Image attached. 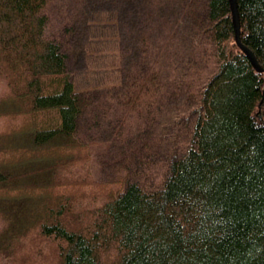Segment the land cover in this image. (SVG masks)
<instances>
[{"label":"trees","instance_id":"obj_1","mask_svg":"<svg viewBox=\"0 0 264 264\" xmlns=\"http://www.w3.org/2000/svg\"><path fill=\"white\" fill-rule=\"evenodd\" d=\"M50 1L0 0V264H264V72L235 42L229 0H187L179 50L143 27L135 72L106 87L104 109L167 116L172 142L163 128L131 146L122 117L107 145L124 149V175L109 179L78 135L100 88L77 89L45 35ZM236 9L264 71V0Z\"/></svg>","mask_w":264,"mask_h":264},{"label":"rangeland","instance_id":"obj_2","mask_svg":"<svg viewBox=\"0 0 264 264\" xmlns=\"http://www.w3.org/2000/svg\"><path fill=\"white\" fill-rule=\"evenodd\" d=\"M186 2L188 1L51 0L44 8V13L48 16L45 35L62 41L68 54L67 68L76 88H100L89 92L92 104L85 109L78 127V135L82 139L95 140L92 145L91 167L97 179L124 175L122 161H119L120 154L125 155L124 149L119 148V154L114 143L107 145L114 137L115 128H120L118 120L122 117L129 122L131 128H128L133 137H137L130 140L129 145L133 146L141 138L150 140L157 135L158 130L166 128L164 133L170 132V146L174 126L167 116H162L164 124L157 123L161 120L158 117L148 125L146 118L139 123L134 119L137 116L134 117L129 111L117 112L114 109L117 114L114 120L112 116L106 115L104 107L110 105L111 99L104 94H113L115 89L107 90L106 87L123 82V72L133 71L135 61H140V36L146 25L151 30L146 36L149 42L168 33L171 40L175 41L177 50L189 42V18L182 8ZM197 2L200 3V0ZM169 27L177 34L165 31ZM156 114L151 112L150 117L153 119ZM133 149H129V152H135L137 146ZM125 153L127 154L126 150Z\"/></svg>","mask_w":264,"mask_h":264},{"label":"water","instance_id":"obj_3","mask_svg":"<svg viewBox=\"0 0 264 264\" xmlns=\"http://www.w3.org/2000/svg\"><path fill=\"white\" fill-rule=\"evenodd\" d=\"M230 2V7H231V15H232V21L235 27V42L238 45V47L242 50V52L244 54H246L249 59L251 60L253 66L260 72H264L262 70V68H260L257 64V62L255 61L252 52L246 48L244 45H242V43L240 42V38H239V21H238V13H237V9H236V0H229Z\"/></svg>","mask_w":264,"mask_h":264}]
</instances>
